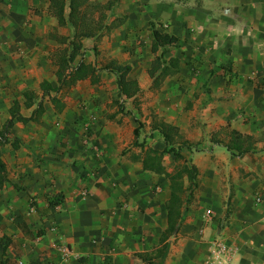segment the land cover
<instances>
[{
	"label": "crops",
	"instance_id": "obj_1",
	"mask_svg": "<svg viewBox=\"0 0 264 264\" xmlns=\"http://www.w3.org/2000/svg\"><path fill=\"white\" fill-rule=\"evenodd\" d=\"M93 1L101 29L72 65L94 66L98 81L44 96L74 32L48 0H0V127L14 101L24 117L43 106L12 121L16 149L0 146V264H149L139 256L160 245L170 197L165 175L141 162L164 148L159 122L194 146L181 154L198 173L163 264H264V0ZM152 28L176 42L152 51ZM112 65L129 67L128 96L102 70ZM230 130L251 136L252 150L236 157L214 144ZM59 245L70 250L64 263Z\"/></svg>",
	"mask_w": 264,
	"mask_h": 264
},
{
	"label": "trees",
	"instance_id": "obj_2",
	"mask_svg": "<svg viewBox=\"0 0 264 264\" xmlns=\"http://www.w3.org/2000/svg\"><path fill=\"white\" fill-rule=\"evenodd\" d=\"M49 13L56 19L58 26H69L74 32V39L70 40L66 49L61 51L56 57L57 70L55 72L58 86L52 87L47 81L40 83V90L42 95H49L50 92H58L62 87H69L78 80L86 77L91 78L92 82H97L95 77L96 68L90 64H85L79 61L76 65H72L76 55L83 49L81 40L91 38L101 29L99 21L93 18V6L90 0H48ZM107 7V5H105ZM152 38L151 50L155 51L157 47H164L173 45L176 42L174 36L160 33L155 29L150 30ZM157 68V67H156ZM156 68L150 70V75ZM102 70L117 74L118 94L129 95L130 83L124 80V74L129 70L127 66H106ZM26 101L24 105L26 108L32 105L33 93L26 92L24 94ZM52 103H57L55 97H50ZM58 111L61 110L62 104L56 106ZM43 111L42 102L39 101L32 111L31 116L24 117L19 112V106L16 101L9 109V118L0 127V146L10 143L13 149L18 147V142L12 139L9 129L12 126V121L15 119L21 123L33 121L41 115ZM157 129L163 137L164 148L161 151L148 148L142 158V167L145 170H150L156 173H163L169 181L170 197L166 205L167 228L160 237L159 246L151 253L145 256H139L142 261L149 264H163L164 258L168 251L167 239L174 234L179 227V221L182 214L183 200L182 196L191 193L197 186V169L193 165H189L181 154L183 148L191 150L194 146L187 141L178 143L176 139V128L159 122L156 124ZM134 135L137 136V130H134ZM214 144H221L232 156L241 157L250 152L254 147V139L248 135H242L235 130L228 132L227 141H219L213 139ZM177 144V146H174ZM137 145V142H134ZM194 149V148H193ZM171 154L174 158L175 165L170 173L165 172L162 164L164 155ZM186 181L187 185H184ZM8 183L6 178V169L3 160L0 158V187ZM59 201V199L57 198ZM54 205V202H50ZM5 249V245H3Z\"/></svg>",
	"mask_w": 264,
	"mask_h": 264
},
{
	"label": "built area",
	"instance_id": "obj_3",
	"mask_svg": "<svg viewBox=\"0 0 264 264\" xmlns=\"http://www.w3.org/2000/svg\"><path fill=\"white\" fill-rule=\"evenodd\" d=\"M212 212L210 210H206L205 211V216L206 218H209L211 216ZM55 227H52V230H55ZM221 249H223V247H221ZM55 250L57 251V253L59 254V260L61 263L66 262V260L68 259L69 255H70V250L67 246L65 245H59L55 247ZM46 264H57V263H52V261L47 262Z\"/></svg>",
	"mask_w": 264,
	"mask_h": 264
},
{
	"label": "rangeland",
	"instance_id": "obj_4",
	"mask_svg": "<svg viewBox=\"0 0 264 264\" xmlns=\"http://www.w3.org/2000/svg\"><path fill=\"white\" fill-rule=\"evenodd\" d=\"M92 4L96 5V6L93 8L94 12H97V13H99V14L103 12V10L100 9L98 3H96V2L93 1ZM97 5H98V6H97ZM166 156H167V157H166ZM166 156H165V157H166V159H165V165H166L168 168H171V167H172V163H173L174 160H173L171 157H169L168 155H166ZM190 201H191V200H188V202L186 201V204H189Z\"/></svg>",
	"mask_w": 264,
	"mask_h": 264
}]
</instances>
